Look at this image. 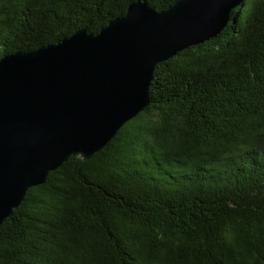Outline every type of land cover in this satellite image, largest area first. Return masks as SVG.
<instances>
[{
  "label": "trees",
  "instance_id": "trees-1",
  "mask_svg": "<svg viewBox=\"0 0 264 264\" xmlns=\"http://www.w3.org/2000/svg\"><path fill=\"white\" fill-rule=\"evenodd\" d=\"M137 1L0 0V60L99 34ZM150 99L27 192L0 227V264H264V0L158 64Z\"/></svg>",
  "mask_w": 264,
  "mask_h": 264
},
{
  "label": "water",
  "instance_id": "water-1",
  "mask_svg": "<svg viewBox=\"0 0 264 264\" xmlns=\"http://www.w3.org/2000/svg\"><path fill=\"white\" fill-rule=\"evenodd\" d=\"M246 0H146L99 34L80 29L0 60V227L70 157L91 159L150 104L158 64L216 38Z\"/></svg>",
  "mask_w": 264,
  "mask_h": 264
}]
</instances>
